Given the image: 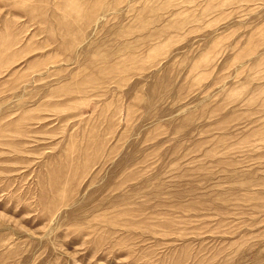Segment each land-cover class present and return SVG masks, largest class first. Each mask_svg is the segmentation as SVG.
Returning <instances> with one entry per match:
<instances>
[{
  "label": "rangeland",
  "instance_id": "obj_1",
  "mask_svg": "<svg viewBox=\"0 0 264 264\" xmlns=\"http://www.w3.org/2000/svg\"><path fill=\"white\" fill-rule=\"evenodd\" d=\"M0 264H264V0H0Z\"/></svg>",
  "mask_w": 264,
  "mask_h": 264
}]
</instances>
